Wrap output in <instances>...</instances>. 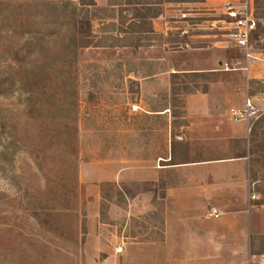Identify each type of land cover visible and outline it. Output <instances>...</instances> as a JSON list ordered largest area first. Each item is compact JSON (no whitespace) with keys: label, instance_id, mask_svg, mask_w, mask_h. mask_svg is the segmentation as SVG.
<instances>
[{"label":"rangeland","instance_id":"1","mask_svg":"<svg viewBox=\"0 0 264 264\" xmlns=\"http://www.w3.org/2000/svg\"><path fill=\"white\" fill-rule=\"evenodd\" d=\"M93 1H72L91 24L74 57L67 0H0V76L48 60L39 98L75 102L70 122L42 124L20 92L0 98L23 146L0 173V264H263L264 0ZM229 4L255 14L251 57L229 37ZM247 96L249 130L232 115ZM237 156L240 169L208 168L211 193L191 184L184 163Z\"/></svg>","mask_w":264,"mask_h":264},{"label":"trees","instance_id":"2","mask_svg":"<svg viewBox=\"0 0 264 264\" xmlns=\"http://www.w3.org/2000/svg\"><path fill=\"white\" fill-rule=\"evenodd\" d=\"M72 1L73 0H67V3H64L63 7L65 6L64 11L68 17L67 27H71V30L73 31L68 39L69 44L72 47V55L74 57H78L79 48L84 49L89 47L88 43H84L81 40L83 39L82 37L88 38V35L91 31V24L87 20H82L79 14L80 10L77 5L79 4L80 7H85V5H87L85 4V1H82V4L78 3L76 5L73 4ZM162 1L164 0H161V2ZM205 1L206 0H201V3H204ZM165 2L175 3L185 1L165 0ZM192 2H197V0H192ZM91 5L95 6V2L93 0ZM260 28L261 27L259 25V30ZM261 31L262 30L257 33L258 37L260 36ZM262 33H264V31H262ZM27 35L29 36V41L36 40L32 39V34L27 33ZM78 36L81 37L79 38ZM42 51L39 50L40 53H42ZM27 54L28 55L24 56V60H22L26 67H28V65L32 66V64H30V59L34 58V54L32 52L27 51ZM17 55L19 54L16 53V57ZM11 62L12 64L15 63L16 59L13 58ZM41 64V67L38 66V68L36 67L31 71L26 70V74L21 78V80L16 78L17 75L14 72L5 73L0 76L2 78L0 80V98H14L15 94L20 92V96H18L19 104L25 108V111H27L26 113L29 115V117L34 114L36 115L37 113L38 123H46L45 120H47V116H50L52 123L63 122L64 120L70 122L74 113H71V110L75 102L73 104H68L70 106L69 109H67L66 106L68 103L67 101L71 100V97L67 95L64 96V98L62 97V99H60L54 107H49L48 104H45V102L47 103V100L43 102L42 99L39 98L40 95L45 97L49 94L46 92L48 90L47 88H44V84L45 80H47V77H49V71H51V66L47 65L48 60H46V63ZM8 78L12 79V81L9 82L10 79ZM65 126H67V124ZM72 137H70V141H72ZM21 151H23V146L21 144H17L14 141L12 131L6 127L4 120L0 117V173L7 172V169H9L13 162H15L14 159L18 156V154L21 153Z\"/></svg>","mask_w":264,"mask_h":264},{"label":"built area","instance_id":"3","mask_svg":"<svg viewBox=\"0 0 264 264\" xmlns=\"http://www.w3.org/2000/svg\"><path fill=\"white\" fill-rule=\"evenodd\" d=\"M226 15L230 18L229 23V37L232 40L234 47L243 52H250L252 49V35L256 30L257 23L255 20V14L245 6L244 8H235L227 6ZM248 57H251L248 53ZM259 110L256 109L252 101L248 99L246 108L243 112H237L232 110V115L236 118L247 119L248 124L256 118H258ZM210 219H220L222 212L216 208H211L208 212ZM118 254L123 252V248H119L116 251Z\"/></svg>","mask_w":264,"mask_h":264},{"label":"crops","instance_id":"4","mask_svg":"<svg viewBox=\"0 0 264 264\" xmlns=\"http://www.w3.org/2000/svg\"><path fill=\"white\" fill-rule=\"evenodd\" d=\"M240 0H226V3H236ZM224 4V5H225ZM203 6L205 8H214V7H217V1L216 0H206V2L203 4ZM164 17V16H163ZM163 17H158L156 19H152L153 20V25H154V30H157V28H162L163 25H162V19ZM249 99V97L247 96V100ZM249 124H248V130H249ZM231 133H233V135H235V138L239 139L241 137H243V134L244 133H240L236 130H232L231 129ZM246 159L245 156H237V157H234V158H229L228 160L225 159V160H208V161H195V162H187V163H184V164H188V167H189V171L190 170H195V172H189V180L191 182V184L197 189V191L200 190V188L203 190V191H207L206 193H211L210 192V189H211V184H210V180H211V173L209 172L210 170H208V168L210 167H213V166H217V165H229L228 167H233V165H236L237 167H239L240 169V166L241 164H243V161ZM233 163V164H231ZM183 165V163H182ZM196 169H199V170H196ZM201 170V171H200ZM202 175V176H201ZM242 176V175H241ZM196 179H199V180H204L202 183H200L199 181H195ZM228 181V179H227ZM229 183V182H228ZM218 184L219 186H223L224 184L223 183H216ZM233 185V184H231ZM229 186V185H228ZM222 189V188H221ZM205 194V193H204ZM260 258L264 259V255L262 256H259ZM264 264V263H263Z\"/></svg>","mask_w":264,"mask_h":264}]
</instances>
